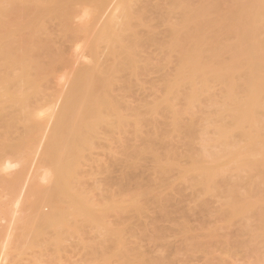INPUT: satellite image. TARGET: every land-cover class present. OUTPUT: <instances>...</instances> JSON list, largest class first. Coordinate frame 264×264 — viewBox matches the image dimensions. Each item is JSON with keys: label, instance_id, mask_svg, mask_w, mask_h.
I'll return each instance as SVG.
<instances>
[{"label": "bare ground", "instance_id": "obj_1", "mask_svg": "<svg viewBox=\"0 0 264 264\" xmlns=\"http://www.w3.org/2000/svg\"><path fill=\"white\" fill-rule=\"evenodd\" d=\"M78 17L81 24H73ZM77 39L87 42L90 63L73 70L66 77L67 89L59 90L54 82L65 76L57 73L70 63L62 45ZM151 72L160 76L155 85L146 79ZM209 132L216 136L196 151V140ZM233 133H241L251 151L264 147V136H259L264 133V0H0V171H10L15 163L22 166L9 175L10 181L0 176V188L6 181L9 193L20 192L27 163L41 145L38 166L48 174L40 176L36 165L29 194L40 199L34 203L27 194L31 205L25 206L36 212L46 206L52 214L42 210L33 220V232L69 229L67 212L82 218L83 225L97 221L89 198H80L88 192L82 168L94 164L104 137L123 147L119 155L111 149L112 166L102 168L111 175L119 167L115 192L123 198L118 206L141 213V198L153 197L165 207L187 183L200 200L204 191L214 190L226 162L252 173L262 168L264 155L253 159L230 153ZM218 142L225 145L222 154L212 152ZM178 143L185 153L176 148ZM38 177L49 187L37 186ZM232 195L229 209L255 205L238 198L233 188ZM182 239L189 244L187 229ZM127 253L117 256L121 264L138 259ZM104 261L111 264L112 259Z\"/></svg>", "mask_w": 264, "mask_h": 264}, {"label": "rangeland", "instance_id": "obj_2", "mask_svg": "<svg viewBox=\"0 0 264 264\" xmlns=\"http://www.w3.org/2000/svg\"><path fill=\"white\" fill-rule=\"evenodd\" d=\"M84 10L86 9L83 8ZM80 13L82 14L83 12ZM108 13H106L102 21L105 20ZM80 20L78 17L72 23L75 25L81 24ZM51 28L55 30L58 27L51 25ZM66 41L68 42V40ZM60 43H62L61 40ZM71 43L72 47L70 46ZM83 43L82 40L78 42V39L77 41L69 40L67 44L63 43L65 57L66 59L69 57L67 60L70 63L68 68H65L66 71L62 69L59 71V75L57 73L58 77L60 75L65 77L63 79L57 77L56 80L54 79V83H58L55 88L67 89L68 84L66 81L69 77L68 75H71L73 70L90 63L91 59L88 54L86 55L85 50L87 42L83 40ZM76 44L77 47L75 46ZM62 46L60 44L58 47H61L63 50ZM78 47L80 49L77 52L79 55L73 56L76 50L78 51ZM84 54L86 57L83 56ZM80 55L81 57L83 56V59L80 58ZM76 56L80 59H77ZM70 58H76L77 61L76 59L73 61L72 59L69 60ZM154 72L155 74L158 73ZM155 74L153 76L150 74L151 76L146 78L151 85H155L160 77H156ZM59 79L63 80L60 81L61 84L57 81ZM142 80L145 81V79ZM147 81L146 83H148ZM140 94L139 92L138 96ZM59 105L60 102L54 104V108L55 106L56 108L59 107ZM208 105L209 102L207 100L204 101L203 108H207ZM196 122L199 125L198 127L203 124H201L200 115L197 116ZM47 123H49V120L45 122L46 125ZM50 130L51 122L48 124L47 134L51 132ZM215 136L216 134L213 132L202 134L194 144L196 151L202 144L205 145L206 141ZM232 136L235 138V142L232 141V145H229V151L233 155L247 153L251 154L254 157L253 159H260L264 155V147L251 151L246 143L247 141L242 138L241 133H233ZM259 136H264V133ZM98 146L101 149H97L95 152L96 156L92 157V159L95 158L94 164L90 163L91 166L88 164L89 166L86 165L82 168L86 176L83 180L84 188L91 193L88 194L86 192V195L80 198L82 200L89 198L86 201L91 203V209L97 213L94 212L97 221L92 224L99 223L98 227L101 226L102 228L97 229V225L94 228L91 223L83 225L81 222L82 218L79 216L81 219H75L72 213L71 215L77 221L74 219L71 221L72 216L70 212H67L64 213V216H67V220L71 221L68 223L66 220V227H69V229L67 228L68 230L60 227L61 229H49L48 232L44 230L45 234L44 232L39 234L33 232L34 226L31 227V225H34L33 220H37L35 218H39V215L43 214L42 212L44 214H52V212L50 213L51 209L46 206H40L37 212L35 208L28 211L29 209H26L25 206V203H28V197L30 200H35V197L29 194L32 191H29V189L33 183H36L32 180L36 175L34 170L37 171L36 167L39 165V150H41L39 148L41 145H39L36 148V150H39L30 157L27 163L31 164L26 166L28 169L26 168L27 170L25 169L24 171V179L26 178V180L23 179L22 182L25 183L21 184V187L18 186L20 192L18 194L9 193L6 188L7 186H5L9 182L6 181L5 185H2L0 188V264H105L104 260L106 257L112 259L111 264H121L122 260L117 256L127 252L140 259L138 263H136L138 259H133L131 264H264V162L262 168L254 169L255 172L253 173L245 168L236 169L233 164L226 162L222 168V176L214 190L212 192L204 191V196L200 200L194 196L190 184L187 183L183 191L175 198H171L165 207L157 205V202H155L157 199L153 197L141 198L144 207L143 212L139 213L133 209L123 211L118 206L123 198L119 196L118 192H115L116 189V191H119L120 186L121 176L118 170L119 167L113 168V174L111 175H109L110 173H102L104 171L102 168L105 169L112 166L111 149L115 150L114 154L117 152V155H119L123 151L122 145L115 138L106 141L104 137ZM176 148L181 152H186L181 143H178ZM224 149L225 145L218 142V144L213 145L212 152L222 154ZM7 158H4L5 162L8 161L6 160ZM10 159L13 160V157ZM13 161L16 162L15 159ZM14 165L10 168V171L6 169L3 172L2 168L0 176L10 181L15 172L21 171L22 168L18 164V166L15 165V168ZM39 168L41 172V167ZM146 169L147 166L143 168V171ZM43 172L48 174L47 169L42 170L40 175L42 177L45 176ZM90 173H93V177L90 176ZM11 174H13L12 177L9 176ZM107 175L109 176L108 178H106ZM40 178L38 177L37 186H39ZM145 184L149 185V182L145 181ZM41 185L42 187H49L50 184L44 179V181L40 182ZM86 185L88 186L87 188ZM4 187L7 191L4 190ZM37 188L40 189L41 187ZM110 188L113 190H111L112 193L115 192L114 194L108 192ZM232 188L235 190L238 198L248 199V204L255 205L248 207L240 206L237 210L229 209L228 205L234 197L232 195ZM36 191L34 193H38ZM27 194L32 196L27 197ZM35 196L37 197L34 203L40 199L38 194ZM64 200L67 201V199ZM67 202L70 205L69 199ZM67 204H65L68 208L67 210H71V206L68 207ZM30 205L28 203L27 208ZM96 205L100 208L95 207ZM238 210H240L241 215H239L240 213L235 214ZM100 212H104V215L101 213L103 215L101 216ZM99 216L102 218L99 219ZM27 220H32L30 222H33V224L31 223L30 226H26L25 222ZM69 224H72V226ZM80 224L83 225V228ZM174 224L178 226L176 227ZM76 226L81 227L80 229L78 228V232ZM71 228H73V231ZM103 228L106 231H110L109 236L106 235L105 237L106 231ZM186 229L191 237L187 245L182 242L183 233ZM38 235L39 237H37ZM4 252L6 253L3 254ZM4 257L6 260L3 259ZM2 260L3 262H1Z\"/></svg>", "mask_w": 264, "mask_h": 264}]
</instances>
